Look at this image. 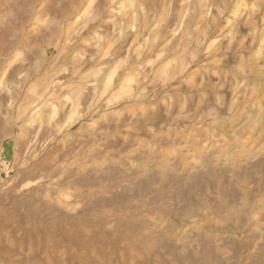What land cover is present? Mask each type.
I'll list each match as a JSON object with an SVG mask.
<instances>
[{
  "label": "rangeland",
  "instance_id": "1",
  "mask_svg": "<svg viewBox=\"0 0 264 264\" xmlns=\"http://www.w3.org/2000/svg\"><path fill=\"white\" fill-rule=\"evenodd\" d=\"M7 189L0 264H264V0H0Z\"/></svg>",
  "mask_w": 264,
  "mask_h": 264
},
{
  "label": "bare ground",
  "instance_id": "2",
  "mask_svg": "<svg viewBox=\"0 0 264 264\" xmlns=\"http://www.w3.org/2000/svg\"><path fill=\"white\" fill-rule=\"evenodd\" d=\"M31 181V180H30ZM36 189V188H35ZM11 190V189H10ZM9 189H7L4 193H2L0 195V203L6 205V204H10V203H16V202H22L24 201L27 196L24 194V192L20 191V193L17 195H13L11 194V191ZM124 191V190H123ZM37 191H31V195L35 194ZM30 195V194H29ZM34 197V196H33ZM37 197V196H36ZM37 199V198H36ZM38 201V200H37ZM27 203V202H26ZM49 204V203H48ZM28 205V204H27ZM45 205V204H43ZM29 206V205H28ZM38 212V211H37ZM37 212H34V214H38ZM42 212V211H41ZM26 216V215H25ZM246 255V254H245Z\"/></svg>",
  "mask_w": 264,
  "mask_h": 264
}]
</instances>
